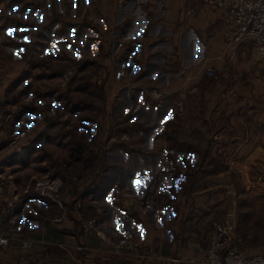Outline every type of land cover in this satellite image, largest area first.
I'll use <instances>...</instances> for the list:
<instances>
[{
	"label": "crops",
	"instance_id": "0c3cea01",
	"mask_svg": "<svg viewBox=\"0 0 264 264\" xmlns=\"http://www.w3.org/2000/svg\"><path fill=\"white\" fill-rule=\"evenodd\" d=\"M97 6L104 11L100 55L104 58V142L125 128L133 131L132 142L113 144L93 156L89 170L80 164L74 174L69 172L60 192L68 212L63 214L55 203L53 210H47L50 214H45L44 203L35 206L33 227L23 223L33 214L27 199L39 197L33 183L25 187L26 170H21V176L10 173L4 195L10 188L21 197L17 201L13 196L17 199L11 207L10 202L4 206L7 197L0 196V234L30 236L36 242L28 250L21 249L15 239L0 244V264H200L188 257L208 242L209 228L201 225L199 208L208 191L227 182L235 193L236 169L242 175L255 167L264 172V79L256 47L248 38L233 41L231 17L203 0H150L140 6L132 0H104ZM208 66L221 77L220 89L213 95L202 82L208 78ZM193 85L199 94L189 93ZM152 86L166 93L162 106H155ZM224 88L232 90L227 97ZM125 89L139 92L136 102L151 106V116L144 113L147 107L141 109L142 116L131 120V111H116L115 105L126 103ZM189 94L185 110L190 107L189 113L175 120L178 101ZM237 95L250 101L242 112ZM228 99L232 103L226 117L221 111ZM202 103L206 108L201 112ZM215 103L218 107L211 113ZM30 143L22 144L27 148ZM78 173L83 181L74 186ZM161 173L178 181L164 182L162 189ZM136 178L140 180L133 183ZM117 188L143 194L146 212L138 204L114 201ZM25 191L30 194L27 199ZM98 195L102 196L97 199ZM102 197L104 203L96 202ZM92 217H99L105 231L116 236L122 237L123 229L126 236H138L151 249L148 258L131 252L110 254L105 241L86 231L84 222ZM61 242L66 247L58 245ZM86 243L92 252L84 251L83 257L75 259L83 252L77 248Z\"/></svg>",
	"mask_w": 264,
	"mask_h": 264
},
{
	"label": "rangeland",
	"instance_id": "374dc122",
	"mask_svg": "<svg viewBox=\"0 0 264 264\" xmlns=\"http://www.w3.org/2000/svg\"><path fill=\"white\" fill-rule=\"evenodd\" d=\"M97 2L104 4V0H0V196L8 188L6 183L10 173L21 176V170H26L28 182L25 187L33 183V192L39 197L34 190L37 177L49 174L61 175L66 179L67 174H74V169L80 164L89 170L93 156L116 144L104 146V58L100 57L104 52V11L97 6ZM262 69L260 78L263 80ZM220 79L219 75L216 78L205 77L202 82L213 95L214 91L220 89L217 84ZM188 91L197 95L190 88ZM228 91L232 90L222 89L226 93L225 97ZM131 92L126 89L122 91L126 103L115 105L116 111H131V120L133 116H142L144 111L141 109L147 107L144 113L151 116L153 108L146 104L138 105L139 92H133L130 96ZM190 95L181 99L183 109L175 110V114H178L175 120L181 116L183 118L187 111L189 113L190 107L185 110ZM247 98H252L253 102L252 95ZM236 100L241 103L238 107L240 112L250 102L246 101L245 95H237ZM231 103L229 99L226 100L222 108L221 112L226 117ZM217 107V103L211 106V113ZM202 108L205 110L206 105L201 106V112ZM122 131L130 134L128 142H132L133 131L127 128ZM27 140L31 143L25 148L22 143ZM231 165H235L234 161ZM11 166L13 169H10ZM236 170L234 177L238 183L235 193L229 191V185L225 182L219 186L215 184L212 187L214 192L208 191L206 194L199 205L202 211L201 225L210 230L214 220L221 218L227 211H233L237 236L244 250L251 254L264 250V172L255 167L242 175L239 169ZM82 176L78 173L74 186ZM138 180L140 178L134 179L133 183ZM173 180L178 181L176 178ZM173 180L171 176L167 178L162 175L159 187L163 189L164 182L174 185ZM28 191L24 193L25 199L30 197ZM13 196L16 194L9 188L4 195L7 204L4 203V197L2 204L7 206L10 202L12 204L9 206L14 207V200L18 198L19 201L21 196H16V199ZM99 196L102 195H98L97 199ZM39 198L27 199L32 202L30 210L33 214H28L23 223L30 227L36 226L34 219L38 208H35L38 205L45 204V214H50L47 211L49 208L53 210V201ZM103 200L104 197L96 202L104 203ZM57 208L59 210L60 206ZM62 212L66 214L68 209H62ZM94 218L100 220L99 217ZM122 233L123 236L126 234L124 229ZM115 239L123 238L115 236ZM58 245L66 247L62 242ZM147 245L143 243L138 250L143 256H133L148 258L151 249ZM84 246L88 244H81L77 248L83 252L75 255V259L83 257L84 251L92 252ZM101 249L104 250V246ZM110 251V254H118Z\"/></svg>",
	"mask_w": 264,
	"mask_h": 264
},
{
	"label": "built area",
	"instance_id": "2783aa9c",
	"mask_svg": "<svg viewBox=\"0 0 264 264\" xmlns=\"http://www.w3.org/2000/svg\"><path fill=\"white\" fill-rule=\"evenodd\" d=\"M137 6L145 5L150 0H132ZM211 8L222 9L223 12L231 17L234 22L233 41H240L248 38L256 47L257 57L264 68V0H203ZM205 75L210 78L218 77L216 69L208 66L205 69ZM197 86L190 88L195 92ZM150 95L156 106H162L165 101L166 93L158 86H152ZM176 109H183V101H179ZM130 134L127 131H120L108 135L104 146L109 147L111 143L128 142ZM103 146V143H102ZM64 185V179L61 175L44 174L35 179L34 190L39 197L49 199L59 205L63 210L67 206L62 201L60 191ZM114 201H127L129 204H138L143 212H146V204L142 195L135 190L119 189L115 190ZM87 232H93L103 242L105 241L112 252L129 253L140 255L139 248L143 245L142 239L136 237H127L115 239L113 234L105 231L100 222L92 217L84 222ZM117 238V237H116ZM16 240L21 249H30L34 247L35 240L28 236H12L10 234H0V244H8ZM87 248L88 246H84ZM191 262L202 264H264V250L254 253H247L237 236L236 222L234 212L227 211L221 218L212 222L209 230L207 244H201L197 248V254L189 257Z\"/></svg>",
	"mask_w": 264,
	"mask_h": 264
},
{
	"label": "trees",
	"instance_id": "16d2710c",
	"mask_svg": "<svg viewBox=\"0 0 264 264\" xmlns=\"http://www.w3.org/2000/svg\"><path fill=\"white\" fill-rule=\"evenodd\" d=\"M124 142H126V141H124ZM60 192H61V191H60ZM143 197H144V196H142V198H143ZM143 200H144V199H143ZM144 201H145V200H144ZM102 210H104V206L102 207ZM120 220H122V219H120ZM120 220H118V223H119ZM124 235L126 236V235H129V234H124ZM115 236H116V235H115ZM126 237H127V236H126ZM121 238H125V237L122 236Z\"/></svg>",
	"mask_w": 264,
	"mask_h": 264
},
{
	"label": "snow or ice",
	"instance_id": "6c2138e0",
	"mask_svg": "<svg viewBox=\"0 0 264 264\" xmlns=\"http://www.w3.org/2000/svg\"><path fill=\"white\" fill-rule=\"evenodd\" d=\"M9 34H11V32Z\"/></svg>",
	"mask_w": 264,
	"mask_h": 264
}]
</instances>
